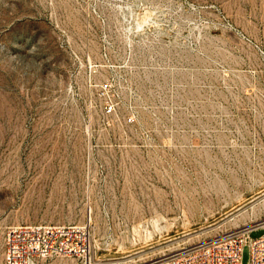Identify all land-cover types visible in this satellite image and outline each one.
Instances as JSON below:
<instances>
[{
	"label": "rangeland",
	"instance_id": "obj_1",
	"mask_svg": "<svg viewBox=\"0 0 264 264\" xmlns=\"http://www.w3.org/2000/svg\"><path fill=\"white\" fill-rule=\"evenodd\" d=\"M257 223L264 0H0V264L22 224L86 227L94 264H170Z\"/></svg>",
	"mask_w": 264,
	"mask_h": 264
},
{
	"label": "built area",
	"instance_id": "obj_2",
	"mask_svg": "<svg viewBox=\"0 0 264 264\" xmlns=\"http://www.w3.org/2000/svg\"><path fill=\"white\" fill-rule=\"evenodd\" d=\"M257 223L221 232L216 236L183 247L170 258V264H241L249 249V264H264V234L253 239ZM51 258H67L91 264V241L81 225L22 224L10 227L4 237V264H40Z\"/></svg>",
	"mask_w": 264,
	"mask_h": 264
},
{
	"label": "bare ground",
	"instance_id": "obj_3",
	"mask_svg": "<svg viewBox=\"0 0 264 264\" xmlns=\"http://www.w3.org/2000/svg\"><path fill=\"white\" fill-rule=\"evenodd\" d=\"M245 226H248V225H245ZM91 264H94V260H91Z\"/></svg>",
	"mask_w": 264,
	"mask_h": 264
}]
</instances>
